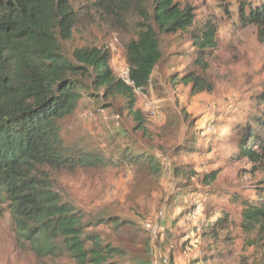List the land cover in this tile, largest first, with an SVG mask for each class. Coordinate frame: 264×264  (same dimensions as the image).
I'll use <instances>...</instances> for the list:
<instances>
[{
  "label": "rangeland",
  "instance_id": "obj_1",
  "mask_svg": "<svg viewBox=\"0 0 264 264\" xmlns=\"http://www.w3.org/2000/svg\"><path fill=\"white\" fill-rule=\"evenodd\" d=\"M177 1L192 10L194 24L186 32L160 33L163 59L149 86L135 90L133 110L128 97L104 98L102 89L101 97L84 93L77 110L59 122L66 146L103 161L53 170L54 186L87 231L121 246L126 261L264 264V233L245 214L264 187V158L255 162L243 151L263 146L253 141L264 133V35L241 14L264 0ZM105 5L72 0L79 23L61 43L70 56L82 47L109 51L114 75L128 81L126 44L135 26L110 16ZM207 27L213 42L200 50L192 31ZM193 75L211 90L194 94L185 80ZM135 111L142 112L145 130ZM128 151L138 155L135 162L125 161ZM153 163L159 175L148 168ZM102 217L125 223L116 227ZM0 264L76 263L39 257L20 240L10 203L0 198Z\"/></svg>",
  "mask_w": 264,
  "mask_h": 264
},
{
  "label": "trees",
  "instance_id": "obj_2",
  "mask_svg": "<svg viewBox=\"0 0 264 264\" xmlns=\"http://www.w3.org/2000/svg\"><path fill=\"white\" fill-rule=\"evenodd\" d=\"M106 1L110 16L130 19L135 26V37L126 44L128 81L114 75L109 51L93 46L75 49L73 56L65 52L61 38L71 39L79 23L72 0H0V198L10 203L20 240L30 243L41 258L66 257L76 264H136L126 261L121 246L87 231L83 216L56 191L53 170L103 161L66 146L59 122L77 110L84 93L101 97L102 89L104 98L128 97L133 110L135 90L149 86L163 59L160 33L188 31L195 15L177 0ZM249 11L245 14L242 8V18L264 35V3L251 4ZM192 35L201 50L213 42L214 32L207 27ZM185 80L193 82L194 94L211 90L199 76ZM134 114L138 127L145 130L142 112ZM259 124L264 129V119ZM254 136L253 143L263 145L260 151L247 145L243 151L259 162L264 158V133ZM137 156L128 151L124 159L135 162ZM156 164L148 168L159 175L161 167ZM250 203L246 217L264 233V187ZM100 220L116 227L125 223L118 217Z\"/></svg>",
  "mask_w": 264,
  "mask_h": 264
}]
</instances>
